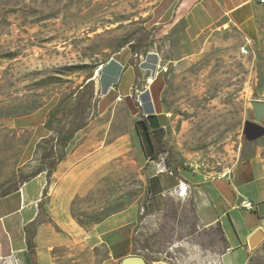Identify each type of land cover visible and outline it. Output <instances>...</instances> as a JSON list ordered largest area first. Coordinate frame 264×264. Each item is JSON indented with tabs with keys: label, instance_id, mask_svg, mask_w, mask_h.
<instances>
[{
	"label": "rangeland",
	"instance_id": "374dc122",
	"mask_svg": "<svg viewBox=\"0 0 264 264\" xmlns=\"http://www.w3.org/2000/svg\"><path fill=\"white\" fill-rule=\"evenodd\" d=\"M160 1L0 0V195L41 170L63 204L72 168L66 156L90 141L81 148L91 159L90 185L66 202L76 225L89 230L134 206L142 224L132 253L148 264H264V238L242 263L216 256L218 231H196L186 203H168L154 221L144 215L150 161L165 170L197 164L214 177L246 156L264 164V134L253 141L243 134L252 120L248 102L264 101V20L253 41L218 23L188 46L172 40L168 25L153 24ZM109 62L118 73L104 95L98 75ZM150 91L157 95L151 111L162 122L153 159L135 128ZM78 127L77 143L64 146Z\"/></svg>",
	"mask_w": 264,
	"mask_h": 264
},
{
	"label": "crops",
	"instance_id": "0c3cea01",
	"mask_svg": "<svg viewBox=\"0 0 264 264\" xmlns=\"http://www.w3.org/2000/svg\"><path fill=\"white\" fill-rule=\"evenodd\" d=\"M152 16L154 25H168L172 40L188 46L218 23L236 27L245 40L253 41L264 20V5L254 0H161ZM117 73L115 62L101 66L98 76L104 95ZM78 138L76 133L69 142L75 145ZM89 142L79 143L66 156L72 168L65 175L63 204L56 202L58 193L42 171L0 197V264H120L123 257L137 255L132 253V237L142 222L136 207L117 211L89 230L76 225L67 213L68 196L81 194L78 190L90 185L91 159L81 150ZM147 173L143 212L149 221L162 216L168 203H186L192 208L196 231H218L222 245L216 256L223 260L232 256L241 263L246 259L247 238L264 226V164L257 155L241 158L215 177L197 164L192 169L168 166L160 170L153 161L148 162ZM179 184L186 187L184 194L178 193ZM243 202L253 208L246 209ZM30 224L34 231H28ZM27 233L32 235L30 249Z\"/></svg>",
	"mask_w": 264,
	"mask_h": 264
},
{
	"label": "trees",
	"instance_id": "16d2710c",
	"mask_svg": "<svg viewBox=\"0 0 264 264\" xmlns=\"http://www.w3.org/2000/svg\"><path fill=\"white\" fill-rule=\"evenodd\" d=\"M156 80H157V77L154 78V80L151 84L155 83ZM156 96H157L156 93L155 92L151 93V91L145 92L142 95V99L147 104L146 108H145L146 114L143 115V118H141L139 121H137L135 123V128H136L138 135L140 136L141 142H142L144 150H145V154L147 155L149 153L148 157H150V159L155 158L157 153H159L161 151V148H159V143H160L161 138L158 135V132L161 129V121H160L159 116L151 111V105L149 103L150 100H152V102L153 101L157 102ZM56 115H57V113L53 112L50 115V119L48 120V123L51 124V123L55 122ZM80 128L81 127H78L70 133V135L63 142L64 146L67 143V141L73 137V134L77 130H79ZM61 158L62 157H60V159ZM40 172H41V170L38 171L36 174H38ZM46 173H47V175H50L52 173V169H49ZM14 191H6L3 195H0V197L7 196ZM31 238H32V235L27 233L26 242H27L29 249L32 248ZM30 253H32L31 250H30ZM133 254H135V253H133Z\"/></svg>",
	"mask_w": 264,
	"mask_h": 264
},
{
	"label": "water",
	"instance_id": "95a60500",
	"mask_svg": "<svg viewBox=\"0 0 264 264\" xmlns=\"http://www.w3.org/2000/svg\"><path fill=\"white\" fill-rule=\"evenodd\" d=\"M248 106L252 112V120L245 122L243 134L246 140L253 141L264 134V101L250 100ZM263 238L264 232L261 228L253 231L246 241L248 249L257 247ZM120 264H148V261L140 255H128L120 260Z\"/></svg>",
	"mask_w": 264,
	"mask_h": 264
},
{
	"label": "built area",
	"instance_id": "2783aa9c",
	"mask_svg": "<svg viewBox=\"0 0 264 264\" xmlns=\"http://www.w3.org/2000/svg\"><path fill=\"white\" fill-rule=\"evenodd\" d=\"M256 1V3L260 4V5H264V0H254ZM242 52L245 53V51L243 50L242 48ZM154 80V79H153ZM149 82H151V80H149ZM160 170H165L164 168H160ZM178 193L180 194H184L185 191H186V187H182L180 184L178 185ZM243 206L246 208V209H252L253 206L250 204V203H247V202H243Z\"/></svg>",
	"mask_w": 264,
	"mask_h": 264
},
{
	"label": "bare ground",
	"instance_id": "6f19581e",
	"mask_svg": "<svg viewBox=\"0 0 264 264\" xmlns=\"http://www.w3.org/2000/svg\"><path fill=\"white\" fill-rule=\"evenodd\" d=\"M96 75V74H95Z\"/></svg>",
	"mask_w": 264,
	"mask_h": 264
}]
</instances>
